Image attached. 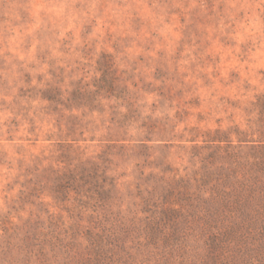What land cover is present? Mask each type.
Wrapping results in <instances>:
<instances>
[{
    "label": "rangeland",
    "instance_id": "1",
    "mask_svg": "<svg viewBox=\"0 0 264 264\" xmlns=\"http://www.w3.org/2000/svg\"><path fill=\"white\" fill-rule=\"evenodd\" d=\"M263 96L264 0H0V264H264Z\"/></svg>",
    "mask_w": 264,
    "mask_h": 264
},
{
    "label": "trees",
    "instance_id": "2",
    "mask_svg": "<svg viewBox=\"0 0 264 264\" xmlns=\"http://www.w3.org/2000/svg\"><path fill=\"white\" fill-rule=\"evenodd\" d=\"M259 106H260V108H261V113L262 114H264V96L262 97V98H260V100H259V104H258ZM261 148H264V146L262 145V147ZM262 162H261V164H262V166H263V164H264V160H261ZM260 164V163H259ZM259 164H258V166H259ZM260 164V165H261ZM237 184V183H236ZM237 189H243V188H239V186H238V184H237V186H235L234 185V190H237Z\"/></svg>",
    "mask_w": 264,
    "mask_h": 264
}]
</instances>
